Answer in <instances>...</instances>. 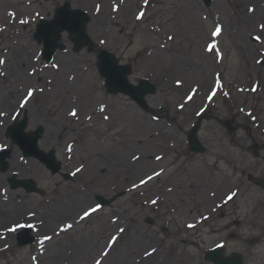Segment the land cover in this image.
I'll return each instance as SVG.
<instances>
[{
	"label": "rangeland",
	"instance_id": "374dc122",
	"mask_svg": "<svg viewBox=\"0 0 264 264\" xmlns=\"http://www.w3.org/2000/svg\"><path fill=\"white\" fill-rule=\"evenodd\" d=\"M64 2L90 15V41L76 50L77 33L64 30V49L47 61L34 32ZM262 6L263 0H0V150L13 148L8 170H0L7 190L0 228L54 219L55 231L45 236L34 228L36 242L25 247L16 242L22 229L9 231L0 264H51L60 251L68 255L64 264H135L157 256L166 264H215L205 253L217 246L224 255L241 253L244 264H264V15L247 18ZM102 49L131 66L132 83L145 78L156 86L146 109L128 94L107 91L97 68ZM18 112L30 115L27 130L43 128L39 148L54 150L72 178L12 145L5 132ZM194 124L203 152L188 145ZM59 128V141L41 147L43 136ZM14 156L33 177L15 174ZM10 177L31 179L39 190L11 188ZM116 194L108 204L97 199Z\"/></svg>",
	"mask_w": 264,
	"mask_h": 264
},
{
	"label": "water",
	"instance_id": "95a60500",
	"mask_svg": "<svg viewBox=\"0 0 264 264\" xmlns=\"http://www.w3.org/2000/svg\"><path fill=\"white\" fill-rule=\"evenodd\" d=\"M206 4H210L211 0H203ZM91 20L90 15L80 8H72L69 2L59 5L52 19H41L34 33L38 42L43 44V56L47 61H51L57 49H64V44L59 41L62 31L66 30L70 35L77 33L76 50L90 41L87 32V24ZM97 68L102 77H104L107 91L110 93L122 92L128 94L142 108H147L146 95L153 92L156 86L148 81L141 79L138 84H134L129 80L132 68L127 64H120L116 56L107 49H102L97 55ZM1 76V73H0ZM17 115L13 123L8 128L6 135L11 138L12 144H18L23 150L24 156H35L43 162L53 174L61 171L62 162L57 159L54 150L45 152L41 150L38 141L41 138L43 128L38 127L34 130L27 131L29 118L24 114L22 118ZM199 124H194L188 134L189 148L192 151L203 152L205 146L199 141L197 132ZM12 148H6L0 152L1 171H6L9 167L7 157L10 156ZM66 178L72 176L68 173H62ZM264 187V180L259 179ZM12 188L23 187L27 192L38 191L37 184L31 179H15L9 178ZM120 194H116L110 199H106L101 195L97 199L101 204H108ZM152 223L153 220L148 219ZM36 236L32 234L30 228H25L18 232L17 243L19 246H26L35 242ZM205 259L213 261L216 264H244L241 253L234 251L231 255H224L221 247L209 249L205 254Z\"/></svg>",
	"mask_w": 264,
	"mask_h": 264
},
{
	"label": "bare ground",
	"instance_id": "6f19581e",
	"mask_svg": "<svg viewBox=\"0 0 264 264\" xmlns=\"http://www.w3.org/2000/svg\"><path fill=\"white\" fill-rule=\"evenodd\" d=\"M260 14L264 15V0H263V6L262 7H258V10L256 11V13L254 15H247V18L248 19H253V18H255V16L260 15ZM62 41H64V38H62ZM25 114H27V112H25ZM27 116H30V115H27ZM34 121H35V123L44 126V131L47 129V125L42 121L40 116L38 118H36V116H35L34 117ZM62 128H59V130L58 129L57 130H53V132H51V134L49 133L50 135L48 134L45 137L43 136V138L41 140L42 143H40V146L42 147V144H49V146L50 145H54L55 142L59 141L60 136H61V131L60 130ZM15 157H17V156H14L13 159H11V162L13 163L12 164L13 165V171L15 172V174L16 175L18 174L17 176L20 177V178L33 177L32 174L34 173V170L32 169V167L26 165L24 162H21L19 159H16ZM11 178H14V177H11ZM2 187L3 186H1V188H0V203L5 201L4 193L7 192L6 188H5V190H3ZM18 209H19V206L16 205L13 210L18 212V215H20L21 211L18 210ZM53 221H54V219L47 220V221H44V222H37L36 220H33V227H31V228H32V231L34 233L32 232V234L33 235H37L35 233L34 228L36 230H39L40 232H42L43 235H45V236H50V235L54 234L55 231L52 232V228H51L52 227L51 224H52ZM10 228H11L10 225L9 226H5L4 228H0V246H1L2 241L4 243V241L7 239ZM32 244H34V243H31L30 245H32ZM67 257H68V255L66 254V252L60 251L56 255L53 256L51 264H61V262H63V264H64V263H66L65 259H67ZM135 264H166V263L160 257L157 256V257H154V258H149V257L143 258L141 261H139L138 263H135Z\"/></svg>",
	"mask_w": 264,
	"mask_h": 264
},
{
	"label": "snow or ice",
	"instance_id": "6c2138e0",
	"mask_svg": "<svg viewBox=\"0 0 264 264\" xmlns=\"http://www.w3.org/2000/svg\"><path fill=\"white\" fill-rule=\"evenodd\" d=\"M22 23H23V21H22ZM220 32H221V29L219 28V27H217L216 28V30H215V32H213V36H218L219 34H220ZM215 47V45H211L210 46V50L212 49V48H214ZM0 63H3V61H0ZM32 95V92L31 91H29V93H28V96L30 97ZM72 115H76V113H75V111H73L72 112ZM233 195H235V194H233ZM229 199H232V196H229L228 197ZM153 203H155V201H153ZM99 206H97V208H98ZM97 208H92L90 211L91 212H95V211H97ZM90 213L89 212H85L84 213V216L86 217V216H88ZM84 217H81V219H83ZM25 227H28V228H31V227H33V225H25V224H17V225H15L14 227H12V228H10L9 229V231H16L17 229H23V228H25ZM67 227H71V225H68ZM121 232L123 231V229H121L120 230ZM45 239H50V237H45ZM113 239V241H115L116 240V237H113L112 238ZM98 264H99V262H98Z\"/></svg>",
	"mask_w": 264,
	"mask_h": 264
}]
</instances>
